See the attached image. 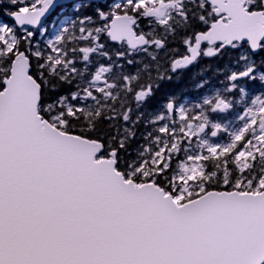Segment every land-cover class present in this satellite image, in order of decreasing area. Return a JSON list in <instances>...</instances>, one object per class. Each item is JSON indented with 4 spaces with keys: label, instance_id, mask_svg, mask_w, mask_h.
Segmentation results:
<instances>
[{
    "label": "snow or ice",
    "instance_id": "snow-or-ice-1",
    "mask_svg": "<svg viewBox=\"0 0 264 264\" xmlns=\"http://www.w3.org/2000/svg\"><path fill=\"white\" fill-rule=\"evenodd\" d=\"M0 264H264V0H0Z\"/></svg>",
    "mask_w": 264,
    "mask_h": 264
}]
</instances>
